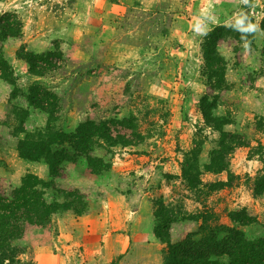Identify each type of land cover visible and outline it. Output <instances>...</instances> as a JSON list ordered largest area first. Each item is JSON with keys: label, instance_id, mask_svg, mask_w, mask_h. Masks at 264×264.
Returning a JSON list of instances; mask_svg holds the SVG:
<instances>
[{"label": "rangeland", "instance_id": "rangeland-1", "mask_svg": "<svg viewBox=\"0 0 264 264\" xmlns=\"http://www.w3.org/2000/svg\"><path fill=\"white\" fill-rule=\"evenodd\" d=\"M0 10L15 12L22 23L21 36L2 44L5 59V52L21 44L31 50L33 43L63 56L58 68L40 77L28 72L19 79V66L8 62L22 91L11 98L12 86L1 80L11 87H0V177L6 187L27 172L49 179L43 160L23 159L16 150L25 134L48 131L47 114L22 95L34 79L59 99L53 131L107 123L106 137L95 139L93 151L110 165L96 175L84 160L66 162L65 177L55 178L53 187L78 189L86 209L61 210L43 225L28 226L7 264H162L165 244L154 235L160 200L177 216L174 241L200 223L180 220L181 214L213 212L212 224L231 225L228 212L243 207L255 221L236 227L247 236L263 232L264 193L253 196L247 178L261 167L250 147L264 143V132L254 128L264 115V0H0ZM249 18V41L243 38L236 51L219 47L225 83L208 93L205 36L214 26L236 29ZM202 108L220 118L218 124L207 122ZM221 130L244 134L251 143L228 156L234 183L207 190L203 184L227 180L226 171L204 170ZM187 159L200 172L203 184L196 188L182 176ZM45 196L62 200L52 188Z\"/></svg>", "mask_w": 264, "mask_h": 264}, {"label": "trees", "instance_id": "trees-1", "mask_svg": "<svg viewBox=\"0 0 264 264\" xmlns=\"http://www.w3.org/2000/svg\"><path fill=\"white\" fill-rule=\"evenodd\" d=\"M21 20L15 12L4 11L0 14V78L12 86L10 97L19 93L12 66L3 56L2 44L9 38L21 36ZM252 19L244 25L240 23L234 29L223 25L214 26L205 36L202 45L204 59V74L210 87L208 93L212 94L214 88H220L225 83V59L219 52L220 46H227L233 51L239 47V42L249 41V26ZM264 28V18L261 21ZM242 39V40H241ZM17 58L24 60L28 65V72L35 76H43L47 72L58 68L63 56L57 49L34 52L21 44L15 51ZM214 79L213 84H211ZM24 93V92H23ZM22 95L29 105L40 109L47 114V132L37 131L35 134H25L16 144L18 156L26 160H43L48 166L49 179L43 180L36 174L27 172L17 185L6 187L0 177V264H7L14 259L18 248L14 241L21 238L28 226L43 225L50 216L61 210L72 209L81 214L86 209L85 195L78 189L65 190L54 188V179L66 175L65 163L84 160L86 169L91 174H101L110 167L103 156L94 153L95 139L106 137V122L94 123L85 121L79 123L69 132L53 131L52 124L57 120L56 109L59 105L57 95L45 87L40 79L32 80ZM208 97L204 96L203 103L209 106ZM207 122H217L220 118L211 116L210 112L202 108ZM224 122H220V125ZM226 123V122H225ZM254 128L264 132V115L255 119ZM22 130V128H21ZM35 135V136H34ZM48 135L63 141L61 146L52 145ZM62 143V142H61ZM130 143V142H129ZM251 141L247 136L237 132L220 131L218 147L209 155L204 170L210 172H227L226 181L209 182L203 184L200 172L188 159L182 163V176L192 188L203 184L207 190H213L220 185L231 186L236 176L228 169V156L238 146H250ZM56 145L59 142H55ZM128 144V142H124ZM253 155L261 161V167L254 176L247 179L252 195L264 193V143L257 141L256 146L250 147ZM194 160V159H193ZM219 185V186H218ZM52 188L62 195V200L53 197L51 200L45 196L46 189ZM155 225L154 235L165 244L163 247L162 264H264V223L263 232L256 236H247L244 231L236 227L248 225L255 221V217L248 213L245 207L231 210L227 217L231 223H213L216 219L213 212H195L181 214L180 220L200 221L197 228L186 232L183 237L172 240V224L178 219L173 208L157 202L154 210Z\"/></svg>", "mask_w": 264, "mask_h": 264}, {"label": "crops", "instance_id": "crops-1", "mask_svg": "<svg viewBox=\"0 0 264 264\" xmlns=\"http://www.w3.org/2000/svg\"><path fill=\"white\" fill-rule=\"evenodd\" d=\"M1 11H3V10H0V13H1ZM34 45V43L33 44H31L30 45V49L31 50H34V51H44V50H46V49H48V48H44V47H37L36 45L35 46H33ZM16 51V50H15ZM5 57H6V59H7V61L15 68V66L17 65V66H19V72L16 74L17 75V77H19V79H20V77L21 76H23L21 73H25V74H28V68L26 67V64H25V62H24V60H22V59H19V58H17V56H16V54H15V52H11V53H9V55L7 56L6 55V52H5ZM24 66L26 67L25 68V70H24ZM21 68V69H20ZM18 79V78H17ZM2 79L0 78V87H4V90H5V92H8V90L11 88L10 87V85L8 84V85H4L3 84V82L1 81ZM3 87L1 88V90L3 91ZM4 95V93L2 92L1 94H0V96H3Z\"/></svg>", "mask_w": 264, "mask_h": 264}, {"label": "clouds", "instance_id": "clouds-1", "mask_svg": "<svg viewBox=\"0 0 264 264\" xmlns=\"http://www.w3.org/2000/svg\"><path fill=\"white\" fill-rule=\"evenodd\" d=\"M245 2H246V0H245ZM249 27L251 28V27H253V26L250 25Z\"/></svg>", "mask_w": 264, "mask_h": 264}]
</instances>
